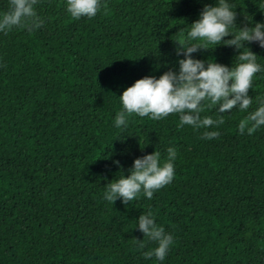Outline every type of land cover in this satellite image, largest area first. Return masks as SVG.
Segmentation results:
<instances>
[{"label": "trees", "instance_id": "obj_1", "mask_svg": "<svg viewBox=\"0 0 264 264\" xmlns=\"http://www.w3.org/2000/svg\"><path fill=\"white\" fill-rule=\"evenodd\" d=\"M226 2L237 13L231 32L264 23V0ZM101 3L95 17L77 20L67 0H38L42 27L0 32V264H264V126L238 129L264 101V48L245 45L261 66L247 111L221 114L205 102L201 117L223 115L222 125L179 128V114H132L117 128L123 91L178 71L177 43L218 0ZM9 8L0 0V15ZM206 46L193 58L240 63L234 47ZM205 131L220 135L202 139ZM169 148L174 179L152 199H104L136 158L159 151L163 161ZM148 211L174 239L163 261L142 255L157 247L138 228Z\"/></svg>", "mask_w": 264, "mask_h": 264}, {"label": "clouds", "instance_id": "obj_2", "mask_svg": "<svg viewBox=\"0 0 264 264\" xmlns=\"http://www.w3.org/2000/svg\"><path fill=\"white\" fill-rule=\"evenodd\" d=\"M37 3L38 0H9V10L0 15V32L7 34L13 28L33 31L42 27L44 20L35 9ZM101 7V0H67V12L77 20L95 17ZM236 19V11L226 0H218L215 6L205 5L200 18L190 25L186 40L177 43V55L182 54L184 57L178 61V71L169 70L159 78L146 76L124 90L119 97L123 110L117 113L115 126L126 127L132 114L150 116L152 120L179 114V128L190 125L195 129H209L222 125L225 122L223 115L217 119L201 117L205 102H208L207 107L218 105L221 114L231 112L234 108L241 112L247 111L252 105L249 90L253 86V77L261 71V66L257 63V55L245 45L255 42L264 48V23L239 27L233 33L230 29L236 26ZM228 36L232 38L226 40ZM209 44L234 47L239 51L237 57L240 63L229 68L216 62L208 61L205 64V61L193 58V53L207 50L206 45ZM243 48L247 50L242 51ZM261 126H264V101L240 120L238 129L241 134L247 129V133L252 135ZM219 135L218 131H205L201 138L211 140ZM167 152V158L163 161L159 151L136 158L127 177L121 176L106 185L104 199L112 204L120 199L128 205L141 192L149 200L152 199L154 192L174 179L177 152L174 148H169ZM113 163L119 166V161ZM138 228L148 241L157 244L154 249L142 252L144 258L155 256L163 261L174 242L173 236L156 224L151 211L140 215ZM135 242L141 250L146 247L144 240L135 239Z\"/></svg>", "mask_w": 264, "mask_h": 264}, {"label": "rangeland", "instance_id": "obj_3", "mask_svg": "<svg viewBox=\"0 0 264 264\" xmlns=\"http://www.w3.org/2000/svg\"><path fill=\"white\" fill-rule=\"evenodd\" d=\"M142 141H143V137L140 136V137L138 138V141H137L138 144H139L140 146L142 145ZM130 161H131V159H130L129 157H125V158H123V163H124L125 165L129 164Z\"/></svg>", "mask_w": 264, "mask_h": 264}]
</instances>
